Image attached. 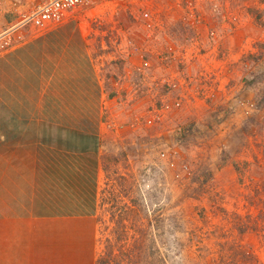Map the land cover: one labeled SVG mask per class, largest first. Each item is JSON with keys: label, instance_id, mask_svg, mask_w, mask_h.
<instances>
[{"label": "rangeland", "instance_id": "1", "mask_svg": "<svg viewBox=\"0 0 264 264\" xmlns=\"http://www.w3.org/2000/svg\"><path fill=\"white\" fill-rule=\"evenodd\" d=\"M22 5L21 13L0 9V35L34 7ZM178 7L195 18L194 37ZM81 9L104 40L105 72L125 83L121 98L104 104L98 207L88 224L94 264H264V0H107ZM146 11L157 21L151 31ZM161 19L180 37H162ZM168 49L181 63L161 61ZM141 54L151 64L146 78L179 71L184 79L177 92L160 85L163 101L179 97L181 106L152 124L161 104L150 113L134 104ZM206 72L215 74L210 87L231 85L229 100L217 94L208 104L222 89L195 93ZM25 105L0 104V122L32 117Z\"/></svg>", "mask_w": 264, "mask_h": 264}, {"label": "crops", "instance_id": "2", "mask_svg": "<svg viewBox=\"0 0 264 264\" xmlns=\"http://www.w3.org/2000/svg\"><path fill=\"white\" fill-rule=\"evenodd\" d=\"M26 2L31 0H20L18 10ZM81 10L44 29L26 25L6 32L10 44L0 51V104H26L32 117L0 122V264H94L88 224L98 207L104 104H115L125 83L105 72L99 54L104 40L84 25ZM175 11L189 19L194 37L195 18L182 7ZM162 23L168 25L162 37H180L177 26ZM140 73L142 95L134 104L150 113L162 103L163 90L157 76ZM213 91L208 104L220 101L217 94L222 103L233 94L227 84H214Z\"/></svg>", "mask_w": 264, "mask_h": 264}, {"label": "built area", "instance_id": "3", "mask_svg": "<svg viewBox=\"0 0 264 264\" xmlns=\"http://www.w3.org/2000/svg\"><path fill=\"white\" fill-rule=\"evenodd\" d=\"M102 1L107 0H31L32 5L34 6L33 9L29 13L24 14L22 19H20L15 26L31 25L38 29H44L50 25L59 24L66 16L69 15L71 11L76 8L90 7L91 5ZM19 4L20 0H0V9L4 6L7 9L6 11L21 13V10H18ZM143 18L146 21L145 28L151 31L157 21H152L151 13L147 11L143 13ZM9 44L10 37L6 34L0 35V51L8 47ZM178 59L180 58L175 54L173 55L171 49H168V53L166 52L161 54L162 62L169 63L171 61H178V63H181ZM150 67L151 64L149 59L145 58L142 60L139 69L143 71L149 69ZM175 73V76L159 81L160 85L165 88V91L177 92L180 88V82H184L182 73L179 71H176ZM202 77L201 82L203 84H200L199 87H202L203 90L199 92L198 86L195 85L193 89H195L196 94H203L205 91L211 89V82L215 79V74L206 72V74H202ZM206 97H209V95ZM180 106L181 99H179V97L172 100L168 99L167 101L162 100L161 106H159L161 110L155 107L153 115L147 120V122L152 124L156 119L160 118L162 112L166 113L168 111L178 109Z\"/></svg>", "mask_w": 264, "mask_h": 264}]
</instances>
